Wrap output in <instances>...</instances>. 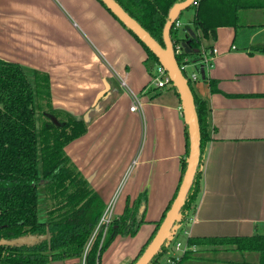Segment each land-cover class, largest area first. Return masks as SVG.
Segmentation results:
<instances>
[{
  "label": "crops",
  "instance_id": "0c3cea01",
  "mask_svg": "<svg viewBox=\"0 0 264 264\" xmlns=\"http://www.w3.org/2000/svg\"><path fill=\"white\" fill-rule=\"evenodd\" d=\"M192 11L187 25L180 17L182 38L188 26L194 31ZM240 20L241 27H220L216 39L203 38L202 59L186 65L198 67L191 81L207 105L210 136L200 192L178 229L186 241L264 235V10H243ZM147 57L98 0H0V59L24 66L30 77L34 70L47 73L53 106L85 117V135L65 148L70 160L106 206L118 194L116 218L128 199L132 205L147 194L138 233L118 236L109 247L136 237L116 264L131 262L154 234L180 185L187 152L180 97L171 85L145 83ZM204 57L212 58L208 68ZM245 255L243 264L258 261ZM109 256L100 264H113L105 261Z\"/></svg>",
  "mask_w": 264,
  "mask_h": 264
},
{
  "label": "trees",
  "instance_id": "16d2710c",
  "mask_svg": "<svg viewBox=\"0 0 264 264\" xmlns=\"http://www.w3.org/2000/svg\"><path fill=\"white\" fill-rule=\"evenodd\" d=\"M98 1L118 20L103 2ZM116 1L162 46H165L163 31L169 20L170 11L176 3L185 0ZM197 1V5L193 4L189 8L195 10V18L192 22L194 31L190 26L187 28L195 35L186 33L182 38L175 24L170 32L174 47L187 42L193 51L199 50L192 54L184 51L176 55L180 66L200 61L203 57V38L216 39L218 28L241 27V11L264 10V0ZM123 27L146 51L148 55L145 60L146 68L152 69L160 65L157 57L139 38L124 25ZM198 31L202 36L197 35ZM209 49H205V52ZM185 76L188 78L186 74ZM189 84L195 96L201 129V163L181 211L183 214L181 225L186 222L200 192L204 148L210 140L207 105L196 96L191 80ZM86 131L87 123L84 116L74 115L53 106L50 77L47 73L34 70L30 77L24 66L0 59V240L30 236L42 238L32 244H0V264H82L87 246L106 208L100 196L65 151L68 144L85 135ZM186 138L187 152L181 159L180 184L189 155L188 128H186ZM42 185L47 197L45 221L39 217ZM179 187L157 224L154 234L133 264L155 236L178 194ZM146 203V192L139 194L132 205L130 199L127 200L124 213L109 225L103 243L105 227H101L97 233L87 253L86 264H100L104 252L118 236L133 237L138 233L145 223V212L142 209ZM174 239L177 240L176 235ZM172 242L173 240L163 246L151 264L163 263V258L168 254ZM187 243L196 246L198 250L187 252L183 264H194L195 261H205L206 264L228 262L216 258L215 262L211 263L212 258L197 256L220 251H232L243 255L255 254L258 256L256 264H264V235L190 237ZM229 263L235 264L233 261Z\"/></svg>",
  "mask_w": 264,
  "mask_h": 264
},
{
  "label": "water",
  "instance_id": "95a60500",
  "mask_svg": "<svg viewBox=\"0 0 264 264\" xmlns=\"http://www.w3.org/2000/svg\"><path fill=\"white\" fill-rule=\"evenodd\" d=\"M117 17V19L130 31H132L139 40L157 57L160 65L168 73L172 86L176 89L182 102L183 113L188 128L189 135V155L187 157V167L180 184L178 194L173 201L171 208L166 214L163 222L158 228L155 236L148 244L142 255L134 264H151L154 258L161 252L163 246L169 244L175 237L177 230L181 226L183 219L182 208L190 189L194 183L195 176L201 163V129L199 117L196 109L195 96L185 76L182 68L176 58L174 46L171 40V29L179 19L180 14L190 8L196 0H185L176 3L169 14V20L163 31V40L165 46H162L136 19H134L116 0H100ZM191 35H195L189 30ZM185 53L192 54L193 51L187 42H182ZM203 73V71H202ZM204 78V73H203ZM109 85L106 84V88ZM102 92L100 96H103ZM99 96V98H100ZM85 118V117H84ZM42 238L23 237L14 240H0L1 245L32 244L40 241Z\"/></svg>",
  "mask_w": 264,
  "mask_h": 264
},
{
  "label": "built area",
  "instance_id": "2783aa9c",
  "mask_svg": "<svg viewBox=\"0 0 264 264\" xmlns=\"http://www.w3.org/2000/svg\"><path fill=\"white\" fill-rule=\"evenodd\" d=\"M194 4L197 5L198 1L196 0L194 2ZM175 27L177 29H179V27H181V24L179 23V21H176ZM174 50H175L176 55H180L184 52V49L181 46V44H178L176 47H174ZM216 52H217V50L214 49L213 53L215 54ZM211 61H212L211 57H204L203 58V63H204L205 68L210 67ZM181 68H182V71L185 72L186 65L181 66ZM155 70H157V75L154 77L153 82L158 88H164L168 85L172 86L171 79H170L168 73L166 72V70L164 69V67H162L161 65H158V66H156ZM188 79L195 81L198 79V76L191 75V77L190 78L188 77ZM120 85L122 88L125 89L126 88V81L121 80ZM137 107H138V102L134 101V103L131 107V111H136ZM117 198H118V194L116 196H114V198L111 200V202L106 206L105 211H104V213H103V215L99 221V224H98V226H97V228H96V230H95V232H94V234H93L92 238L90 239V242L87 246L86 252H85L83 259H82V264H86L87 253L90 249V246H91L93 240L95 239L97 233L101 229V227L104 226L105 227L104 228V237L102 240V243H103L105 236L107 234V230H108L109 225L116 218L115 217V204H116ZM197 250H198V248L196 246H190L187 243V241L182 244V242H180L179 240H175L170 244L169 252H168V254H166L164 256L162 264H183L184 255L189 251H197Z\"/></svg>",
  "mask_w": 264,
  "mask_h": 264
},
{
  "label": "rangeland",
  "instance_id": "374dc122",
  "mask_svg": "<svg viewBox=\"0 0 264 264\" xmlns=\"http://www.w3.org/2000/svg\"><path fill=\"white\" fill-rule=\"evenodd\" d=\"M193 10V9H192ZM191 9L190 10H188V11H186L185 13H184V15L181 17V21L185 24V25H187V23L189 22V20H188V18L191 16V14H192V11ZM192 64V63H191ZM191 64H190V66H191ZM187 67V68H185V74L190 78L191 77V75L196 71V70H198V67H195V66H191V67ZM142 70H143V75H144V78H145V83L146 84H152L153 83V81H154V77L157 75V70H154V68H152V69H150V68H142ZM193 84V83H192ZM192 211H193V209H192ZM191 211V212H192ZM190 212V213H191ZM189 213V214H190ZM39 217H40V219L41 220H43V221H45L46 219H47V197H46V195H45V189L43 188V185L40 187V200H39ZM176 239H178L180 242H182V244L184 243V242H186V240H185V237H184V235H183V233H182V231H181V229L180 230H178V234L176 235ZM135 241H136V237L135 238H131V239H129V240H118L117 242H116V244L114 245V247H120L121 246V242H126L127 243V245L126 246H121V249H120V251H118V253L117 254H114V257H112V253L114 252V250H113V248H111V249H107L105 252H104V257L105 256H108L109 254H110V256L108 257L109 258V260H107V259H105V261H111L113 264H116L117 262H122V260H124L125 259V257H124V254L127 252V248L128 247H131V245H133V247H134V244H135ZM173 241H175V239H173ZM140 252H141V250H140ZM140 252H139V254H140ZM222 252L223 251H220V252H213V253H206V254H199V255H197V256H203V257H207V258H212L213 259V261L211 262V263H213V262H215V259L217 258L218 260H223L224 258L225 259H227V260H232L235 264H243L242 262L244 261V257L246 256V255H243V254H241V253H238V254H228V255H222ZM226 252V251H225ZM226 253H228V251L226 252ZM139 254H137V256H135V258L133 259V260H131V262H129L128 264H133V262L135 261V259L138 257V255ZM249 255V254H248ZM112 257V258H111ZM103 261H104V259H103ZM210 262V261H209ZM223 262V261H222ZM118 263V264H119ZM195 263L196 264H206L207 262H199V261H195ZM58 264H60V263H58Z\"/></svg>",
  "mask_w": 264,
  "mask_h": 264
}]
</instances>
